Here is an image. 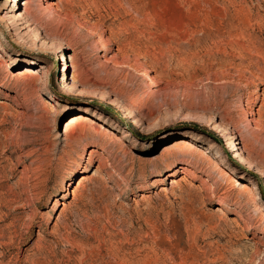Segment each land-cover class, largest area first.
<instances>
[{
    "label": "rangeland",
    "instance_id": "rangeland-1",
    "mask_svg": "<svg viewBox=\"0 0 264 264\" xmlns=\"http://www.w3.org/2000/svg\"><path fill=\"white\" fill-rule=\"evenodd\" d=\"M0 264H264V0H0Z\"/></svg>",
    "mask_w": 264,
    "mask_h": 264
},
{
    "label": "bare ground",
    "instance_id": "bare-ground-1",
    "mask_svg": "<svg viewBox=\"0 0 264 264\" xmlns=\"http://www.w3.org/2000/svg\"><path fill=\"white\" fill-rule=\"evenodd\" d=\"M27 4V3H25ZM35 74H37L34 69H26V71L23 72V75H27V76H31L34 77ZM15 76V75H14ZM71 123L72 124H83L85 122H88L90 121L91 124H93L97 129H99L100 132L104 131L103 127L101 126H98L97 124H95L89 117L87 116H78V117H73L72 119H70ZM70 127V126H69ZM68 127V128H69ZM189 151H191V153L193 154H200V156H202L203 159L207 158L209 160H211V158L209 156H207L202 150L194 147L193 145H191L189 148ZM235 149V148H234ZM91 153V152H90ZM183 170L187 171L188 173L192 172L190 170V168L188 167H184ZM214 170H220L219 172H221V175L223 176H228V178L230 177V180L234 181L235 182V185H239V182L230 174L228 173L227 171L223 170L217 163H215V169ZM172 185H176L178 184L179 185V181L177 179H172L171 181ZM181 183V182H180ZM246 185V184H245ZM240 186V185H239ZM243 188V187H242ZM246 190L245 191H248L249 188H247V186L244 187ZM162 191H165V188L162 189ZM166 192V191H165ZM145 198V197H144Z\"/></svg>",
    "mask_w": 264,
    "mask_h": 264
}]
</instances>
